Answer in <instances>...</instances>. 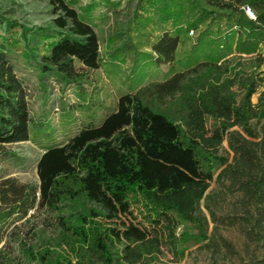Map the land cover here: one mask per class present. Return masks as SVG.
Segmentation results:
<instances>
[{"label": "trees", "instance_id": "trees-1", "mask_svg": "<svg viewBox=\"0 0 264 264\" xmlns=\"http://www.w3.org/2000/svg\"><path fill=\"white\" fill-rule=\"evenodd\" d=\"M46 1L55 28L0 21L9 32L20 27L24 46L37 51L38 77L75 85L78 101L87 102L84 84L102 66L90 17L95 1L85 12L77 7L81 0ZM143 1L166 8L175 25L152 45L159 65L169 64L172 73L122 94L99 124H83L46 149L37 162V185L0 181V224L11 216L27 223L42 218L41 227L31 226L40 245H23L22 262L0 249V264H156L163 246L184 254L191 238L208 239L201 201L216 166L228 190L242 193L245 222L258 236L261 255L250 264H264V126L251 124L264 120V0ZM190 30L197 33L196 58L179 70ZM15 49L13 40L0 38V155L5 145L30 140V91L11 57ZM244 54L253 56L248 66ZM225 140L232 163L218 154ZM183 224L197 234H179Z\"/></svg>", "mask_w": 264, "mask_h": 264}, {"label": "rangeland", "instance_id": "rangeland-1", "mask_svg": "<svg viewBox=\"0 0 264 264\" xmlns=\"http://www.w3.org/2000/svg\"><path fill=\"white\" fill-rule=\"evenodd\" d=\"M92 1L81 0L77 7L85 12V6ZM94 1L96 6L90 17L100 37L102 66L94 73L90 84H84V98L88 104L84 100L78 101L82 95L75 89V85L61 84L55 79L45 83L44 74L38 77L32 64L36 60L37 51L24 46L20 27L9 32L4 21H0V38H9L15 42L16 49L11 52V57L18 75L28 84L32 108L30 140L3 147L5 153L0 155V181L14 178L21 184L37 185V162L44 149L65 142L83 124L90 121L99 124L105 114L116 106L122 94L164 80L172 73L169 64L159 65L152 49V45L165 30L175 29L166 8L156 9L143 0H112L113 4H117L113 9L107 3L100 5L99 0ZM55 17L46 0H0V19L15 21L27 28H55ZM196 39V32L190 30L184 33L178 54L179 70L188 68L196 58L193 52ZM41 44H37L40 50ZM230 57L235 58V61L238 56L232 54ZM252 57L244 54L241 61L248 66ZM56 77L59 78L58 75ZM233 89L238 91L237 87ZM89 95H92L91 98ZM257 97H254V102ZM78 103L81 105L76 106ZM251 124L260 129L264 126V120L260 123L253 120ZM218 154L227 157L229 163L233 162L234 152L228 140H225ZM222 169L220 166L214 168V180L201 201L209 222L208 239L199 241L191 238L184 245V254L179 255L170 247L163 246V253L156 264H250L260 257L261 248L256 239L258 236L252 233L251 224L245 222L240 201L242 193L228 190L226 183L219 178ZM92 189L98 196L96 188L93 186ZM41 219V215H38L34 223H27L20 216L9 217L0 224V249L14 258L15 262H22L25 259L23 245H40L41 240L34 236L31 226L41 227ZM182 231L197 234V230L189 224H183L178 233Z\"/></svg>", "mask_w": 264, "mask_h": 264}, {"label": "built area", "instance_id": "built-area-1", "mask_svg": "<svg viewBox=\"0 0 264 264\" xmlns=\"http://www.w3.org/2000/svg\"><path fill=\"white\" fill-rule=\"evenodd\" d=\"M246 12H247L248 15H250L251 17H254L253 12H252L248 7H246Z\"/></svg>", "mask_w": 264, "mask_h": 264}, {"label": "crops", "instance_id": "crops-1", "mask_svg": "<svg viewBox=\"0 0 264 264\" xmlns=\"http://www.w3.org/2000/svg\"><path fill=\"white\" fill-rule=\"evenodd\" d=\"M46 149H44L43 153L45 152Z\"/></svg>", "mask_w": 264, "mask_h": 264}]
</instances>
